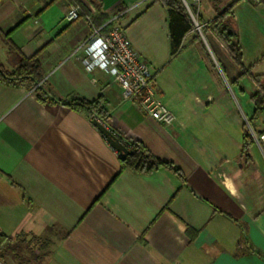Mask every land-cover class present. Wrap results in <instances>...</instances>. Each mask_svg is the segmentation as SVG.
I'll list each match as a JSON object with an SVG mask.
<instances>
[{
  "label": "crops",
  "instance_id": "1",
  "mask_svg": "<svg viewBox=\"0 0 264 264\" xmlns=\"http://www.w3.org/2000/svg\"><path fill=\"white\" fill-rule=\"evenodd\" d=\"M98 1L101 13L111 18L122 9L119 23L154 70L155 91L176 116L172 127L125 101L107 73L85 68V55L77 48L97 30L88 16L97 11L87 0H77L84 13L72 23L65 16L75 0H0V67L14 71L21 59L7 38L27 58L40 52L42 83L51 97L102 98L120 129L178 167L184 178L167 169L149 175L122 170L119 153L93 120L0 82L2 245H38L35 262L25 264H264V170L250 153L247 160L241 157L244 123L237 120L236 136L234 121L219 118L228 110L207 106L227 94L217 75L219 57L236 66L232 81L239 67L211 32L203 41L208 50L213 45L212 62L197 44L188 46L171 63L179 66V83H203L204 94L195 96L200 106H193L184 94L164 88L157 76L169 61L163 7L144 13L152 0ZM185 1L206 26L222 13L212 0ZM254 48L253 73L264 62V51ZM243 52L248 53L244 46ZM187 56L197 72L181 70L190 67ZM200 78L212 81L216 93ZM189 230L197 232L193 241ZM241 240L244 254L237 251ZM9 253V262L3 257L2 263L16 264Z\"/></svg>",
  "mask_w": 264,
  "mask_h": 264
},
{
  "label": "trees",
  "instance_id": "2",
  "mask_svg": "<svg viewBox=\"0 0 264 264\" xmlns=\"http://www.w3.org/2000/svg\"><path fill=\"white\" fill-rule=\"evenodd\" d=\"M93 8L97 11L96 15H90L89 20L93 26L97 29H101L103 33L110 31L113 22L107 14L101 13V2L98 0H87ZM264 5V0H261ZM161 5L167 14V23L169 31V58L170 62L181 56L190 45L197 44L201 49L203 55L212 62V58L206 44L204 43L197 27L194 23L195 20L199 22V28L206 37L209 32L214 35L223 47L228 51L234 63L239 67L241 73L232 82L233 84H239V81L247 76L254 81L257 86V92L252 95L251 101L254 106L253 117L248 121L249 124H253L260 116L264 115V84L259 79L261 76L254 75L253 69L256 65L246 68L244 66V52L243 47L240 44L238 36L234 29L228 24H224L220 17L210 25L209 29H206L204 21L198 16L197 9L194 7H187L182 0H152V3L145 9L144 13L149 11L155 5ZM81 14L84 13V8L81 6ZM232 7H228L226 12L229 13ZM122 9L116 13V16H120ZM225 15V12L222 16ZM115 16V17H116ZM124 18L123 15L118 17V22ZM140 16L134 20L138 21ZM191 37V40L186 43V39ZM7 43L12 51L18 52L21 55L19 65L14 71H8L0 67V82L10 87H23L26 90L34 91L36 98L42 104L55 105L61 103L63 106H67L74 111L79 112L86 118L94 120L97 118L103 124H105L112 132L125 144V146L132 152V155L127 157L126 160H121L122 170H131L141 175H149L157 172L161 169H167L175 173L180 178H184L181 170L173 165L157 158L143 143L139 140H135L129 137L122 129H120L112 120L110 112L106 106L105 101L99 98L94 101L87 100L79 96H70L65 100H56L49 95L45 90L42 83L43 77L41 75L40 65V52L34 56L27 58L23 56L19 49L16 48L7 38ZM254 145V140L248 131L246 124H243V146L241 149V157L246 160L249 158V150ZM189 236L191 241L197 237V232L189 230ZM242 240L238 243L237 251L240 249ZM0 259L3 262V256L0 254Z\"/></svg>",
  "mask_w": 264,
  "mask_h": 264
},
{
  "label": "rangeland",
  "instance_id": "3",
  "mask_svg": "<svg viewBox=\"0 0 264 264\" xmlns=\"http://www.w3.org/2000/svg\"><path fill=\"white\" fill-rule=\"evenodd\" d=\"M212 3L213 5H215L214 7L216 9H221L220 13H222L218 17H220L224 24H228L234 29L238 36L240 44L242 45V47L244 46V50L248 52L247 55L244 54L243 63L246 68H250L252 59L255 57L253 56V53L250 52H253V50L255 49L254 47H257L261 51H264V5L246 4L237 2L236 0H212ZM228 7H232L229 13L226 12ZM224 12L225 15L222 16ZM194 23L196 27L199 26L198 20H195ZM210 25H205L206 29H209ZM197 30L199 31L203 40H205L204 38L208 37L209 33L205 37L202 33L201 28L197 27ZM208 51L212 59L213 56H217L211 43L210 50ZM219 58L221 60V67H218L219 74L217 75H219L218 77L221 79V84L223 85V88L226 89L227 94L222 97H218L219 100L214 103L207 104V106L215 110L222 108L228 111H223L222 117L211 116V118H222L223 123L225 122L226 118L228 119V122L230 120H232V122L234 121V135H236L241 130V126L237 124V120L239 119L240 123L246 124L253 140L257 141L262 136H259V134H257L258 131L264 129V115L260 116L251 125L248 122L254 114V106L251 101V97L257 92V87L255 83L252 82L251 78L247 76L243 77L239 81V84H233L231 76L232 72L234 71V67L236 66L228 58ZM186 59L187 60L185 63H187V65H190L191 63L188 56L186 57ZM168 60L169 61L165 63V69H163V71H161V69H158L159 71L157 72V76L160 83L164 86V88H167L172 92L184 94L193 106L195 105L196 107H199L200 105L198 104L195 96L198 95L199 97H202V95L204 94L205 88H203V83H179L175 75V73L180 70L179 66L177 64L169 63L170 58ZM260 62L261 64L257 67L254 75L261 76L259 79L264 84V62ZM181 70L186 72H197L199 69L194 64H192L190 65V67H183ZM152 71L154 73L153 69ZM240 73L241 71L239 70V74ZM204 78L200 79L207 83L205 84L211 90V92L216 93V87L214 86V84H211L212 81L210 83L209 79ZM249 153L253 164L256 167H259V169L264 170V153L262 152L261 148L255 143V145L251 147ZM1 242L2 240L0 239V254L5 258L6 262H9L8 258H10V256L12 255L9 252L13 251L16 264L33 263L35 262L33 259L35 255L34 253L41 250V248H39V246L34 243L14 241V244H6L7 246L4 247L5 245H2Z\"/></svg>",
  "mask_w": 264,
  "mask_h": 264
},
{
  "label": "built area",
  "instance_id": "4",
  "mask_svg": "<svg viewBox=\"0 0 264 264\" xmlns=\"http://www.w3.org/2000/svg\"><path fill=\"white\" fill-rule=\"evenodd\" d=\"M246 4L263 5L261 0H236ZM188 7V6H187ZM81 6L75 0L65 16L69 23L79 20ZM116 16L109 32L93 31L77 48L83 52L82 60L89 72L102 70L122 88L125 101L136 103L147 116L158 123L172 127L176 122L173 111L158 97L155 91V74L141 54L133 47L125 28ZM263 143V145H262ZM264 153V135L257 140ZM0 264H3L0 259Z\"/></svg>",
  "mask_w": 264,
  "mask_h": 264
},
{
  "label": "water",
  "instance_id": "5",
  "mask_svg": "<svg viewBox=\"0 0 264 264\" xmlns=\"http://www.w3.org/2000/svg\"><path fill=\"white\" fill-rule=\"evenodd\" d=\"M183 2L187 3L185 0ZM199 28V26H197ZM94 126L103 134V136L106 138L107 142L113 148L116 150L119 155L120 159L122 161L126 160L127 157L132 155V152L129 151V149L125 146V144L112 132L111 129H109L105 124H103L100 120L95 118L93 120Z\"/></svg>",
  "mask_w": 264,
  "mask_h": 264
}]
</instances>
